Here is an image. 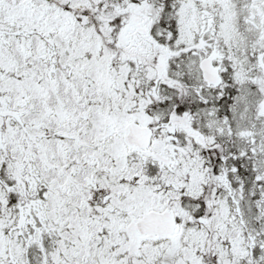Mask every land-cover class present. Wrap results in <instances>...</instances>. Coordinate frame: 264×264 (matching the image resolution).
Masks as SVG:
<instances>
[{
  "label": "snow or ice",
  "instance_id": "6c2138e0",
  "mask_svg": "<svg viewBox=\"0 0 264 264\" xmlns=\"http://www.w3.org/2000/svg\"><path fill=\"white\" fill-rule=\"evenodd\" d=\"M0 264H264V0H0Z\"/></svg>",
  "mask_w": 264,
  "mask_h": 264
}]
</instances>
